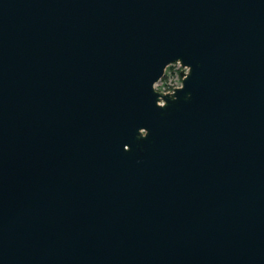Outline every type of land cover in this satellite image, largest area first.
I'll return each mask as SVG.
<instances>
[{"label": "water", "instance_id": "water-1", "mask_svg": "<svg viewBox=\"0 0 264 264\" xmlns=\"http://www.w3.org/2000/svg\"><path fill=\"white\" fill-rule=\"evenodd\" d=\"M0 264H264V0H0Z\"/></svg>", "mask_w": 264, "mask_h": 264}, {"label": "built area", "instance_id": "built-area-1", "mask_svg": "<svg viewBox=\"0 0 264 264\" xmlns=\"http://www.w3.org/2000/svg\"><path fill=\"white\" fill-rule=\"evenodd\" d=\"M175 64H179L180 67H176ZM186 67L181 66V64L176 61L168 65V69L165 71L164 75L156 83V86L169 88L181 84L182 75L181 71H186Z\"/></svg>", "mask_w": 264, "mask_h": 264}, {"label": "clouds", "instance_id": "clouds-1", "mask_svg": "<svg viewBox=\"0 0 264 264\" xmlns=\"http://www.w3.org/2000/svg\"><path fill=\"white\" fill-rule=\"evenodd\" d=\"M176 65V67H180V65L179 64H175ZM161 91H162V89H160Z\"/></svg>", "mask_w": 264, "mask_h": 264}, {"label": "trees", "instance_id": "trees-1", "mask_svg": "<svg viewBox=\"0 0 264 264\" xmlns=\"http://www.w3.org/2000/svg\"><path fill=\"white\" fill-rule=\"evenodd\" d=\"M168 69V66L166 67V70ZM163 78V77H162Z\"/></svg>", "mask_w": 264, "mask_h": 264}, {"label": "rangeland", "instance_id": "rangeland-1", "mask_svg": "<svg viewBox=\"0 0 264 264\" xmlns=\"http://www.w3.org/2000/svg\"><path fill=\"white\" fill-rule=\"evenodd\" d=\"M155 86H156V84H155Z\"/></svg>", "mask_w": 264, "mask_h": 264}]
</instances>
